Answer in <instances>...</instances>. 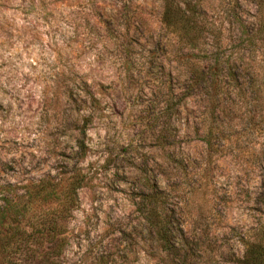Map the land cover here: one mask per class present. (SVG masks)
I'll list each match as a JSON object with an SVG mask.
<instances>
[{
	"label": "rangeland",
	"instance_id": "rangeland-1",
	"mask_svg": "<svg viewBox=\"0 0 264 264\" xmlns=\"http://www.w3.org/2000/svg\"><path fill=\"white\" fill-rule=\"evenodd\" d=\"M176 5L195 9L198 47L164 25L165 0H0V203L27 186L59 182L63 194L80 183L61 255L38 264H165L163 220L181 249L173 264H241L264 222L263 131L251 119L262 104L233 103L226 149L210 156L207 99L186 96L189 64L220 38L223 51L261 49L248 42L256 8ZM155 192L163 200L150 206Z\"/></svg>",
	"mask_w": 264,
	"mask_h": 264
},
{
	"label": "trees",
	"instance_id": "trees-1",
	"mask_svg": "<svg viewBox=\"0 0 264 264\" xmlns=\"http://www.w3.org/2000/svg\"><path fill=\"white\" fill-rule=\"evenodd\" d=\"M252 2L256 8V14L250 30L252 36L249 35L248 42L253 46H261L260 50H257L252 57L240 51L235 53L223 51L222 49H227V47L225 48L220 38L214 47L205 49L204 58L189 64L186 96L188 99L200 93L202 98L207 99L206 112L202 118V129L200 130L204 134L203 141L210 156L224 153L226 149L225 139L222 137L227 128H222V126H225V121L229 117H232L233 103V105L245 103L252 106L262 104L264 108V98L261 97L262 93L264 96V84H262L264 81L261 80L264 73V65H262L264 0H252ZM194 11L191 7L188 11L182 10L180 5H176V0H165L162 20L166 27L183 32L190 45L195 48L199 44L197 34H201V31L193 27L195 20L189 14L196 16L197 13ZM241 25L244 28L243 23ZM251 119L261 125L264 141V109L257 117L253 115ZM257 154L264 159V143L263 149ZM79 184V179L74 178V182L63 194L59 191L61 187L59 182L44 187L31 185L27 186L21 195L14 193L0 203V264L55 262L56 257L61 255L66 242L64 223L68 219L70 206L74 202L73 196ZM163 195L164 193L160 192L147 194L144 200L152 206L159 202ZM257 199L264 212V176ZM43 204L47 206L55 204V207L42 211L39 215L33 214L35 209ZM160 213L164 218L166 217L164 211ZM151 217L149 212L145 220L149 221ZM156 229L160 249L166 254L165 264H169L168 261L171 264L173 254L179 257L181 255V249L173 242L174 232L170 228V223L165 220L156 224ZM245 247V255L241 264H264V222L260 225L257 234L253 236L252 241L245 243ZM182 248H185L184 243H182Z\"/></svg>",
	"mask_w": 264,
	"mask_h": 264
}]
</instances>
